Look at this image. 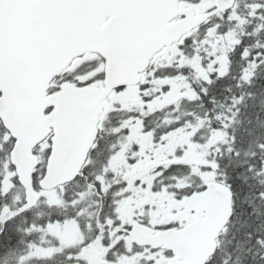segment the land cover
Masks as SVG:
<instances>
[{"label":"snow or ice","instance_id":"1","mask_svg":"<svg viewBox=\"0 0 264 264\" xmlns=\"http://www.w3.org/2000/svg\"><path fill=\"white\" fill-rule=\"evenodd\" d=\"M0 264H264V0H0Z\"/></svg>","mask_w":264,"mask_h":264}]
</instances>
